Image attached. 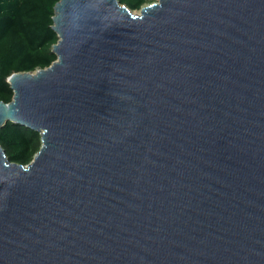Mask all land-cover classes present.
<instances>
[{"label": "water", "instance_id": "95a60500", "mask_svg": "<svg viewBox=\"0 0 264 264\" xmlns=\"http://www.w3.org/2000/svg\"><path fill=\"white\" fill-rule=\"evenodd\" d=\"M13 73L0 264H264V0H58Z\"/></svg>", "mask_w": 264, "mask_h": 264}, {"label": "trees", "instance_id": "16d2710c", "mask_svg": "<svg viewBox=\"0 0 264 264\" xmlns=\"http://www.w3.org/2000/svg\"><path fill=\"white\" fill-rule=\"evenodd\" d=\"M132 11L151 0H118ZM58 0H0V101L12 99L7 78L48 68L56 57L51 48L58 38L51 29ZM37 132L7 123L0 129V146L12 163L28 165L40 149Z\"/></svg>", "mask_w": 264, "mask_h": 264}, {"label": "rangeland", "instance_id": "374dc122", "mask_svg": "<svg viewBox=\"0 0 264 264\" xmlns=\"http://www.w3.org/2000/svg\"><path fill=\"white\" fill-rule=\"evenodd\" d=\"M158 0H151L148 4H146V5H144V6H147V5H149V4H152V3H156ZM143 6V7H144ZM140 10V9H139ZM139 10H135V11H133V12H135V13H139Z\"/></svg>", "mask_w": 264, "mask_h": 264}]
</instances>
